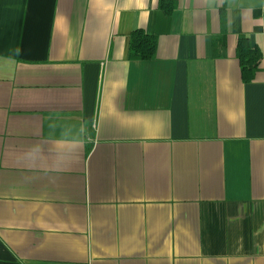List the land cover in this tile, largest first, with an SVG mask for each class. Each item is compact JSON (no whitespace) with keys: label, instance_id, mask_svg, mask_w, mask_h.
<instances>
[{"label":"crops","instance_id":"obj_1","mask_svg":"<svg viewBox=\"0 0 264 264\" xmlns=\"http://www.w3.org/2000/svg\"><path fill=\"white\" fill-rule=\"evenodd\" d=\"M0 264H264V0H0Z\"/></svg>","mask_w":264,"mask_h":264},{"label":"trees","instance_id":"obj_2","mask_svg":"<svg viewBox=\"0 0 264 264\" xmlns=\"http://www.w3.org/2000/svg\"><path fill=\"white\" fill-rule=\"evenodd\" d=\"M156 39L141 30H135L130 35L129 58L152 59L155 55ZM236 57L239 62L241 77L244 82L251 81L257 71L261 59L260 51L253 47L249 39L241 35L237 39Z\"/></svg>","mask_w":264,"mask_h":264}]
</instances>
